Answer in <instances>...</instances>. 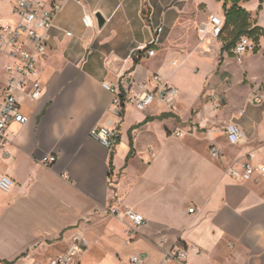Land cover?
Returning <instances> with one entry per match:
<instances>
[{
	"label": "crops",
	"instance_id": "1",
	"mask_svg": "<svg viewBox=\"0 0 264 264\" xmlns=\"http://www.w3.org/2000/svg\"><path fill=\"white\" fill-rule=\"evenodd\" d=\"M16 1L0 0V23L18 19ZM176 1L68 0L57 14L39 61L43 96L25 103L30 121L11 125L13 139L0 152V178L14 180L9 191L0 187L1 260L48 264L60 251L39 253L66 249L79 237L86 241L81 257L91 262L96 253L98 264L264 263V177L240 181L226 171L264 166V102L254 104L252 92L240 106L227 94L221 104L195 101L171 82L170 66L174 72L194 55L204 61L193 50L182 63L170 62L168 54L183 51L160 49L176 39ZM146 44L155 55L135 59L134 50ZM126 71L137 81L159 74L180 93L173 111L158 101L146 110L129 104L110 150L91 131L111 116L113 94L103 82L116 83ZM230 122L243 129V143L228 141ZM214 145L220 158L210 152ZM114 205L142 213L146 224L131 234L132 222L111 214ZM181 249L184 262L165 260L166 251ZM135 255L141 262L132 261Z\"/></svg>",
	"mask_w": 264,
	"mask_h": 264
},
{
	"label": "built area",
	"instance_id": "2",
	"mask_svg": "<svg viewBox=\"0 0 264 264\" xmlns=\"http://www.w3.org/2000/svg\"><path fill=\"white\" fill-rule=\"evenodd\" d=\"M68 0H17L14 12L18 16L15 22L0 23V53L9 61L5 65L6 81L0 83V152L5 151V146L13 139L10 127L13 124L26 125L30 117L24 112L26 102H36L41 99L44 86L40 80L39 61L48 51L49 30L54 25L57 14L62 10ZM85 25H91L88 15L84 16ZM225 20L212 13L207 20L199 23L197 30L200 41L221 40ZM69 35L72 32L68 33ZM255 46V41L249 36H242L233 48L234 56L242 61ZM156 50L146 45H139L134 50L133 57L142 59L154 56ZM103 85L113 94L109 108L110 118L106 125H99L91 131V136L101 142L110 150H114L120 141V125L129 104L135 105L139 110H146L155 102L162 103L168 110L176 108V100L179 90L165 81L161 75L155 74L152 78L137 81L126 71L119 75L116 83L103 82ZM210 98L223 102V95L216 91L210 93ZM251 101L254 104L264 102V92L260 88L253 90ZM219 104V105H220ZM225 133L231 144H240L245 141V133L240 125L230 122L225 126ZM180 135V131H177ZM215 158L221 157V151L214 145L210 150ZM49 162H55L56 157L48 158ZM1 162V158H0ZM232 177L240 181L251 179L259 172L264 177V166L256 167L251 163H244V171L233 166L226 169ZM14 185V180L3 175L0 178V187L9 191ZM192 211L194 208L191 209ZM111 214L132 222L130 233L134 234L146 224V217L135 210L114 205L110 209ZM86 241L77 237L66 249L60 251L49 259L48 264H79L80 257L85 251ZM187 252L184 249L178 251H166L165 260L184 262ZM134 263L141 262L137 255L132 257Z\"/></svg>",
	"mask_w": 264,
	"mask_h": 264
},
{
	"label": "rangeland",
	"instance_id": "3",
	"mask_svg": "<svg viewBox=\"0 0 264 264\" xmlns=\"http://www.w3.org/2000/svg\"><path fill=\"white\" fill-rule=\"evenodd\" d=\"M231 2L226 0H177L176 12L178 16V26L173 30L175 33L174 42L167 41L160 49L165 47H173L181 49L183 52L168 54V61L173 59L182 63L185 59V52H192L204 59L200 60L197 56H192L184 63L180 64L176 70L174 66H170L168 72L173 73L171 82L182 88L188 96L195 98V101L206 100L210 98V93L216 91L218 93L227 94L233 103L241 105L246 97L253 92L254 89L260 88L264 92V36L258 41L255 40V46L246 55L242 61H239L233 53L225 51L222 46L228 33L223 35L222 43L220 41H209L204 47L197 49L200 39L196 30L201 20H207L214 13L221 17L224 16V7L231 6ZM250 13V19L253 25L264 27V0H249L240 3ZM169 6L163 7L168 11ZM147 21L150 20V11L145 9ZM181 44L177 45V41ZM173 42V43H172ZM150 47V46H149ZM164 57V54H161ZM159 56L152 58L150 67L156 69ZM9 59L0 53V83L6 81L5 65ZM198 67L199 71L195 68ZM202 90L199 93V88ZM228 92V93H227ZM179 100V99H178ZM178 102V101H177ZM89 248V246H88ZM65 247H53L50 251L39 253L43 258L55 255L57 252L64 250ZM4 249L0 246V258ZM97 255L91 254V262L85 259V254L81 257V264H95ZM0 264H11L0 259ZM98 264V263H96ZM105 264H119L117 260L107 261ZM233 264H254L243 260H237ZM264 264V263H262Z\"/></svg>",
	"mask_w": 264,
	"mask_h": 264
},
{
	"label": "trees",
	"instance_id": "4",
	"mask_svg": "<svg viewBox=\"0 0 264 264\" xmlns=\"http://www.w3.org/2000/svg\"><path fill=\"white\" fill-rule=\"evenodd\" d=\"M243 1L249 0H226L232 4L229 7L226 5L224 7L225 24L221 39H223L225 32L228 33V36L224 37L225 42L222 49L231 53H233L234 46L242 36H249L254 41H258L261 36H264V27L253 25L249 11L240 4Z\"/></svg>",
	"mask_w": 264,
	"mask_h": 264
},
{
	"label": "water",
	"instance_id": "5",
	"mask_svg": "<svg viewBox=\"0 0 264 264\" xmlns=\"http://www.w3.org/2000/svg\"><path fill=\"white\" fill-rule=\"evenodd\" d=\"M96 17L98 19V24L99 26H103L104 22H105V18L103 17V15L101 13H97Z\"/></svg>",
	"mask_w": 264,
	"mask_h": 264
}]
</instances>
